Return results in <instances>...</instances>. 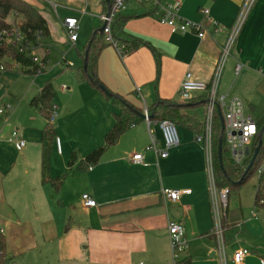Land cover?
Instances as JSON below:
<instances>
[{
	"label": "crops",
	"instance_id": "1",
	"mask_svg": "<svg viewBox=\"0 0 264 264\" xmlns=\"http://www.w3.org/2000/svg\"><path fill=\"white\" fill-rule=\"evenodd\" d=\"M24 1L38 8L48 26V35L45 34L35 55L40 52L41 59L47 57L51 73L61 72L58 78L69 81L58 93L54 91L52 101L58 116L51 123L54 137L50 174L52 179L60 178L61 184L56 190L52 184L42 183L43 132L50 122L32 104L45 85L53 86L49 79L32 96L29 101L32 108L26 109L25 115L23 111L16 122L24 103L12 106L7 121L0 123V235L6 243L0 264H172L170 221L185 227L190 241L186 253L189 264H236L234 254L239 249L250 251L244 264H262L264 209L255 207L254 200L255 209L244 214L240 199L235 208L229 206L228 221L232 228L224 229L221 235L217 232L207 157L190 129L177 125L180 144L163 159L146 151L150 133L164 147L160 121L154 119L148 127L144 119L136 118L97 165L82 170V160L104 145L121 106L120 101L81 80L85 54L95 33L102 28L101 15L108 2ZM175 1L181 2L180 16L205 26L204 38L195 33L175 32L161 24L158 21L161 9L154 0H129L121 13L127 33L150 44L158 52L159 62L147 47L121 56L117 47L101 36L103 47L96 54L97 80L111 95L127 101L142 115L159 101L198 103L184 101L179 95L180 85L188 72L199 82H211L228 28L248 0H160V4ZM206 9L209 16L203 14ZM69 17L79 19L80 23L75 43L64 28ZM238 65H241L239 72ZM18 68V64L10 62L2 79L8 72L18 73ZM44 73L45 69L37 74ZM64 85L68 88L65 92ZM5 89H1L0 101L7 98ZM256 89L264 95V0L253 3L219 86L228 104L239 100L244 116L258 122L264 106L258 118L248 110L249 114L246 113V106H250L253 114L261 111L254 106ZM205 110L206 105L185 111L205 122ZM13 120L18 125L16 130H13L16 125L11 124ZM14 131L18 132L15 140ZM20 140L25 141L22 150L16 145ZM136 154H143L142 163L133 162ZM164 189L191 190V193L183 195L178 203H171L165 200ZM85 194L96 201V207L84 205ZM220 241L225 249V262L219 254Z\"/></svg>",
	"mask_w": 264,
	"mask_h": 264
},
{
	"label": "built area",
	"instance_id": "2",
	"mask_svg": "<svg viewBox=\"0 0 264 264\" xmlns=\"http://www.w3.org/2000/svg\"><path fill=\"white\" fill-rule=\"evenodd\" d=\"M159 4L161 14L158 21L167 25L175 32L179 33H195L200 39L207 35V30L203 24L191 22L179 15L181 8V2L175 1L174 3L162 6L160 0H154ZM129 0H109L107 10L101 15V23L104 28L103 38L108 44H112L117 47L121 56H125L122 49L118 46L117 42L113 38L112 26L122 11L126 9ZM255 0H248L241 8L239 15L237 16L233 25L228 28L229 34L227 41L221 49L219 61L214 71L211 82L204 83L194 79L191 72L186 73L179 90V95L184 101H190L195 95H204L208 97L205 113V130L202 134L195 135V141L202 146L207 157V173L209 176V182L212 193L213 212L215 216V226L217 232L222 234V218L225 215V210L228 204L229 189L219 190L215 182L214 173V155H213V119L216 112L222 115L224 129V139L231 152L233 160L237 164H242L249 154L251 153V147L259 135V129L257 121L251 117L244 116L243 105L239 100H233L231 103L226 102V96H223L219 92L220 81L224 67L235 49L239 35L243 29L245 21L249 15ZM203 14L209 16L210 11L204 10ZM217 25V23H215ZM80 23L79 19L69 17L64 21V28L69 35V39L72 43L78 40V31ZM45 38V32L43 29H28L24 31L18 26H13L10 29L0 30V42L17 49L20 53L29 54L32 57V61L38 64L39 71L46 69L49 65V59L39 58L35 55L36 50L40 47L42 40ZM73 66L72 64L70 65ZM241 65H238L237 71L239 72ZM6 72L4 63L0 62V92L2 88V75ZM66 85L63 86V91H67ZM137 92L140 93V88H137ZM13 107L10 103H5L0 109V116H6L11 113ZM144 121L148 127L151 126L152 120L149 112L146 110ZM57 107L53 106L52 114L49 118L50 123H55L57 119ZM161 129L164 147H160L155 136L150 133L151 142L146 147V151L154 152L160 158H168L171 149L179 146L180 136L178 132V126L170 120H161L159 122ZM18 137V132L12 133V139L15 140ZM57 147L61 151V142L56 140ZM17 149L22 150L25 146V141L20 140L16 143ZM134 163H142L143 154H136L133 156ZM262 168L259 170V174H262ZM191 193V190H173L164 189L163 196L167 202L178 203L181 197L185 194ZM84 205L86 207H96L97 203L89 195H83ZM168 234L171 245V257L172 264H189L186 256L189 250L190 241L187 237L185 227L183 224L170 221L168 224ZM219 254L222 262H225V249L223 242L219 243ZM250 254L247 249H239L234 254V261L236 264H244L245 258ZM264 264V259L261 260Z\"/></svg>",
	"mask_w": 264,
	"mask_h": 264
},
{
	"label": "trees",
	"instance_id": "3",
	"mask_svg": "<svg viewBox=\"0 0 264 264\" xmlns=\"http://www.w3.org/2000/svg\"><path fill=\"white\" fill-rule=\"evenodd\" d=\"M22 19V20H21ZM13 26L27 31L28 29H43L45 34L48 35V26L45 18L41 15L38 8L24 0H0V30L10 29ZM113 38L117 42L118 46L122 49L125 55H130L140 49L141 47L149 48L152 53L158 59V52L150 46L147 42L133 35H130L125 30V20L121 15H118L112 26ZM99 31L95 33L90 45L88 47L87 68L83 66L81 73V80H87L100 89L107 97H109L103 90L102 85L96 78V54L97 51L102 49L103 42ZM9 60V62L7 61ZM86 61V54L84 63ZM0 62L4 63L6 70L10 67L11 63H16L20 66L17 72L23 74H37L39 67L32 61V57L29 54L20 53L17 49L12 48L6 44L0 42ZM104 87V86H103ZM106 89V88H105ZM54 89L52 84L44 86L43 90L37 95L32 104L38 108L41 114L47 119L50 118L53 111L52 101L54 99ZM112 98V97H109ZM115 101H120L119 113L115 114V124L113 128L106 134L105 143L103 146L95 149L87 157L82 160V170H89L93 166L97 165L102 156L112 147L116 146L126 132V130L133 124L136 118H140L139 114H143L136 107L130 105L127 101L121 98L113 97ZM208 97L206 94L198 96V98L191 100V102H198L193 105L176 104L167 101H159L149 109L150 118L161 120H170L179 126L190 129L195 135L202 134L205 130V122L187 113L185 110L190 107L204 106L207 104ZM189 103V102H188ZM222 122L223 118L218 112L215 113L213 119V155H214V173L215 182L219 190L229 189L228 204L225 210V215L222 218V229L227 230L232 228V224H229L228 214L230 206V197L232 195H239L242 187L249 181V179L259 172L264 163V132L262 136L263 145L259 154L257 155L255 162L249 172H246L248 165L252 159L255 149L259 145V138L256 137L252 147L251 153L242 164H237L231 155V152L226 144L223 134V146H222V166L219 158L218 144L219 139L222 136ZM259 132L264 129V113L260 120L257 122ZM53 125L48 124L43 132L42 142V160H41V174L42 183L44 185L52 184L56 190L59 189L61 179H52L50 174V155H51V142L54 137ZM74 161L71 162V165ZM256 207L264 209V172L260 174L258 185L256 187ZM6 243L4 236L0 235V259L5 256ZM264 258V256H263Z\"/></svg>",
	"mask_w": 264,
	"mask_h": 264
},
{
	"label": "rangeland",
	"instance_id": "4",
	"mask_svg": "<svg viewBox=\"0 0 264 264\" xmlns=\"http://www.w3.org/2000/svg\"><path fill=\"white\" fill-rule=\"evenodd\" d=\"M46 7V5H43ZM22 20V19H21ZM235 52V49H233L231 56L229 59L233 57V53ZM41 54L40 52H38ZM40 58L42 56L40 55ZM228 59V60H229ZM228 62V61H227ZM77 66V65H76ZM49 67V66H48ZM51 66L46 70L44 75H38V74H23L21 72H8L4 75V78L2 79V90L7 88V98L4 101H7V103L12 104V106L15 108L20 107L22 103H24L23 108L19 112V116L15 121L17 122L18 119L22 116L23 111L25 115V110H29V107L32 108L30 105L29 101L32 98V96H35V94H38L42 86L47 82V80L51 79L53 82L54 86V91L55 93H58V91L61 90V87L63 84H69V81H64L62 79H59L58 77L61 75V72L59 74L55 72L51 73L50 71ZM78 68V67H77ZM74 70V72L77 71ZM239 88V87H238ZM6 90V89H5ZM6 92V91H5ZM255 96L257 97V101L255 102V107L256 110L261 109V111H257L256 114H253L250 106H246V113L249 114L248 111H250L251 115L255 116V118H258L261 116V113L263 111V106H264V95L261 96V93L258 92L256 89L255 91ZM4 101H0V109L2 108V105L4 104ZM29 105V106H28ZM248 110V111H247ZM8 116H0V123L2 125V122L7 121ZM14 120L11 122V124H14L16 126L13 127V130L18 129V125ZM262 170H264V163L262 164ZM260 174L257 172L254 174L249 181L242 187L240 191V195H232L230 198V207L235 208L236 205H239L240 202L239 200L241 199V205H242V210L243 213H249L251 210H254V200H255V195H256V187L258 185Z\"/></svg>",
	"mask_w": 264,
	"mask_h": 264
},
{
	"label": "water",
	"instance_id": "5",
	"mask_svg": "<svg viewBox=\"0 0 264 264\" xmlns=\"http://www.w3.org/2000/svg\"><path fill=\"white\" fill-rule=\"evenodd\" d=\"M106 1L109 2V0H106ZM103 31H104V28L102 27V28L99 30V32H100L101 34H103ZM87 58H88V50H87V52H86V61H85V63H84L85 68H87ZM101 88H102V90H103V91H104L109 97H115L114 95H111V93H109V91H108L107 89H105V87L102 86ZM138 114H139V116H140L141 119H145V115H142V114H140V113H138ZM223 129H224V124H223V122H222V130H223ZM263 132H264V129H262V130L259 132V135H258V138H259V145H258V147L255 149V151H254V153H253L252 159H251L250 164L248 165V167H247V169H246L245 174H246L247 172H249V170L252 168V166H253V164H254V162H255V159H256L257 155L259 154V152H260V150H261V147H262V145H263V141H262ZM222 146H223V135H222V136L220 137V139H219L218 152H219V158H220V161H221L222 169H224V168H223V165H222Z\"/></svg>",
	"mask_w": 264,
	"mask_h": 264
}]
</instances>
